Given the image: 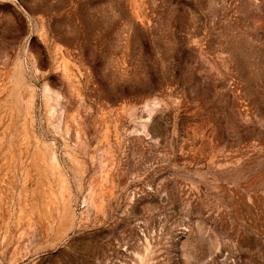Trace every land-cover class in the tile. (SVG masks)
Listing matches in <instances>:
<instances>
[{"label": "rangeland", "instance_id": "rangeland-1", "mask_svg": "<svg viewBox=\"0 0 264 264\" xmlns=\"http://www.w3.org/2000/svg\"><path fill=\"white\" fill-rule=\"evenodd\" d=\"M0 264H264V0H0Z\"/></svg>", "mask_w": 264, "mask_h": 264}]
</instances>
